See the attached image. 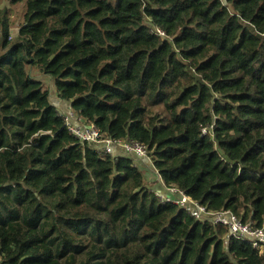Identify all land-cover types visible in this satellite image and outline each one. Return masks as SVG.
<instances>
[{"label": "trees", "instance_id": "1", "mask_svg": "<svg viewBox=\"0 0 264 264\" xmlns=\"http://www.w3.org/2000/svg\"><path fill=\"white\" fill-rule=\"evenodd\" d=\"M28 68L166 186L263 227L264 0H26L16 36L0 9L1 263L264 264L82 144Z\"/></svg>", "mask_w": 264, "mask_h": 264}, {"label": "built area", "instance_id": "2", "mask_svg": "<svg viewBox=\"0 0 264 264\" xmlns=\"http://www.w3.org/2000/svg\"><path fill=\"white\" fill-rule=\"evenodd\" d=\"M160 35L164 33L158 30ZM68 131L82 144L94 148L99 154L109 155L113 158L122 157L116 153L120 149L124 156L131 157L136 161L147 160L150 162L151 171L156 180L163 185L164 192L154 191L156 197L165 203H174L184 209L192 218L199 221H207L214 226H224L229 236L248 241L252 247L261 254L264 253V226L257 227L251 221L244 222L241 217L232 211H209L204 205L186 195L175 186H166L159 171L155 168L144 145L133 140H116L104 137L100 129L93 123H89L73 110L62 115ZM211 133V129H204L203 134ZM0 264H4L1 263Z\"/></svg>", "mask_w": 264, "mask_h": 264}, {"label": "rangeland", "instance_id": "3", "mask_svg": "<svg viewBox=\"0 0 264 264\" xmlns=\"http://www.w3.org/2000/svg\"><path fill=\"white\" fill-rule=\"evenodd\" d=\"M0 9L8 10V18L11 24V33H14V28H20V26L24 23L26 0H23L16 5H11L7 0H0ZM27 72L32 76V78L42 81L45 88L50 91V95H52L53 98L55 97L54 95L57 96L53 80L50 76L41 73L37 68H28ZM153 113H163V110L161 108H156L153 109ZM151 174L154 176L153 173Z\"/></svg>", "mask_w": 264, "mask_h": 264}, {"label": "crops", "instance_id": "4", "mask_svg": "<svg viewBox=\"0 0 264 264\" xmlns=\"http://www.w3.org/2000/svg\"><path fill=\"white\" fill-rule=\"evenodd\" d=\"M19 32V28H14V33H12L13 36H16L17 33ZM53 87V85H52ZM55 97L53 98V96L51 95L50 96V100L52 102V104L57 108V111L60 113V114H66V113H69L72 111V108H71V103L67 102V101H64V100H61L59 99V97H57L56 95H54ZM121 150L118 149L116 151V153L118 154H121L122 157L124 156V154L122 152H120ZM141 170L142 172L144 173L146 179H147V183L150 187V189H152V191H157V192H164V188H163V185L159 182V180L151 174L152 171H151V166L150 164L148 163L147 160H140L139 162H137L136 164Z\"/></svg>", "mask_w": 264, "mask_h": 264}, {"label": "clouds", "instance_id": "5", "mask_svg": "<svg viewBox=\"0 0 264 264\" xmlns=\"http://www.w3.org/2000/svg\"><path fill=\"white\" fill-rule=\"evenodd\" d=\"M62 115V114H61Z\"/></svg>", "mask_w": 264, "mask_h": 264}]
</instances>
